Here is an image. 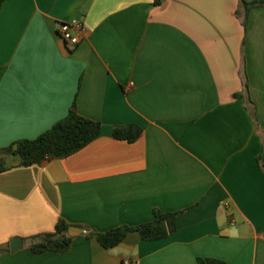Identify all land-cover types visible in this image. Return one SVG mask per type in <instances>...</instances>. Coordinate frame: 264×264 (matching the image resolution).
<instances>
[{"label": "crops", "instance_id": "1", "mask_svg": "<svg viewBox=\"0 0 264 264\" xmlns=\"http://www.w3.org/2000/svg\"><path fill=\"white\" fill-rule=\"evenodd\" d=\"M243 2L4 0L0 264H264V0ZM72 19L86 34L70 50L57 27ZM73 104L100 135L18 166L10 147ZM129 124L142 130L135 142L112 137ZM154 210L176 216L164 239L130 233L104 249L86 236L150 222ZM59 219L85 233L65 252L33 254Z\"/></svg>", "mask_w": 264, "mask_h": 264}, {"label": "trees", "instance_id": "2", "mask_svg": "<svg viewBox=\"0 0 264 264\" xmlns=\"http://www.w3.org/2000/svg\"><path fill=\"white\" fill-rule=\"evenodd\" d=\"M164 0H153L155 6L162 4ZM4 0H0V9ZM242 4L247 6L246 3ZM254 4H263L252 3ZM100 122L79 115L74 104L68 110L67 115L58 121L52 128L38 136L34 140H20L11 147L12 156L19 158L18 166H39L50 159H62L69 157L83 149L100 135ZM140 127L129 124L113 129L112 137L116 140L135 142L141 135ZM7 156L0 152V172L6 171ZM68 222L59 219L52 232L43 233L37 237V242L30 245L29 250L33 254L46 252L62 253L68 250L73 237L68 235L71 227ZM176 230V216L174 213H162L153 211V219L150 222L137 226H120L105 232L87 231L86 236L95 238L104 249H110L120 244L128 234L137 233L144 241H156L168 237ZM8 252L7 245L0 247V253ZM197 264H226L223 261L199 258Z\"/></svg>", "mask_w": 264, "mask_h": 264}, {"label": "built area", "instance_id": "3", "mask_svg": "<svg viewBox=\"0 0 264 264\" xmlns=\"http://www.w3.org/2000/svg\"><path fill=\"white\" fill-rule=\"evenodd\" d=\"M57 34L62 39L68 49H74L86 34V28L82 21L72 19L60 22L57 27Z\"/></svg>", "mask_w": 264, "mask_h": 264}, {"label": "water", "instance_id": "4", "mask_svg": "<svg viewBox=\"0 0 264 264\" xmlns=\"http://www.w3.org/2000/svg\"><path fill=\"white\" fill-rule=\"evenodd\" d=\"M10 151H6V154H8ZM85 233V231L80 228V227H76V226H71L68 229V235L71 237L77 236V235H83ZM22 247V240L19 238H15V239H11L9 241V250L10 252H15L17 250H19Z\"/></svg>", "mask_w": 264, "mask_h": 264}]
</instances>
